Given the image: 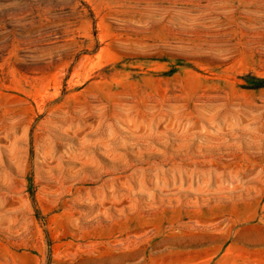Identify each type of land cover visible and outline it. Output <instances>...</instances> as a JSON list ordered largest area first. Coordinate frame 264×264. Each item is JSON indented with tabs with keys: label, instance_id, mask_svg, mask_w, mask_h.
Instances as JSON below:
<instances>
[{
	"label": "rangeland",
	"instance_id": "374dc122",
	"mask_svg": "<svg viewBox=\"0 0 264 264\" xmlns=\"http://www.w3.org/2000/svg\"><path fill=\"white\" fill-rule=\"evenodd\" d=\"M0 264H264V0H0Z\"/></svg>",
	"mask_w": 264,
	"mask_h": 264
}]
</instances>
